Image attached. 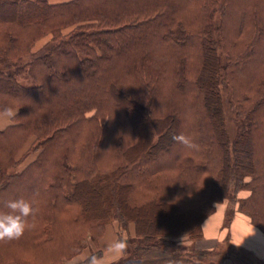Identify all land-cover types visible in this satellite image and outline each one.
I'll return each instance as SVG.
<instances>
[{"label": "trees", "instance_id": "1", "mask_svg": "<svg viewBox=\"0 0 264 264\" xmlns=\"http://www.w3.org/2000/svg\"><path fill=\"white\" fill-rule=\"evenodd\" d=\"M28 56L0 67V211H36L0 264H64L90 239L89 264L110 225L133 243L112 264L179 254L219 204L264 232V0H0V62Z\"/></svg>", "mask_w": 264, "mask_h": 264}, {"label": "crops", "instance_id": "2", "mask_svg": "<svg viewBox=\"0 0 264 264\" xmlns=\"http://www.w3.org/2000/svg\"><path fill=\"white\" fill-rule=\"evenodd\" d=\"M226 209V204H219L216 210L205 219L202 225L203 237L200 240L204 246L200 245V247L204 249L217 248L218 245L223 242V239H225L229 234L230 243L232 245H246L247 247L253 249L256 253L254 254L259 256V258L263 260L262 264H264V232L256 227L243 213L234 215L230 221L231 224H229V227H227L224 224L226 218ZM117 240H119V238L116 233L112 229H108L101 243L104 254L97 260L105 258L108 246ZM229 261L230 262L227 260L221 261L219 264H234L232 259ZM144 264L147 263L144 262Z\"/></svg>", "mask_w": 264, "mask_h": 264}, {"label": "rangeland", "instance_id": "3", "mask_svg": "<svg viewBox=\"0 0 264 264\" xmlns=\"http://www.w3.org/2000/svg\"><path fill=\"white\" fill-rule=\"evenodd\" d=\"M45 40H40L37 43V47L39 48L43 45ZM30 57H25L24 59H22L21 61L17 62V63H13V64H6V63H1L0 62V67H3L4 69H9L11 67H14L15 65H17L18 63L21 62H25L26 60H28ZM20 79L24 82L27 83V78L25 77H20ZM6 117H2L0 116V125L4 122L7 121L8 119V115H3ZM141 126L145 129V123H142ZM224 206V205H223ZM236 214H242L240 213V211L238 210V205L230 203L227 205V209H226V218H225V222L224 224L229 227V224H231V220L234 217V215ZM241 216V215H240ZM241 221V219H240ZM108 229H112L114 232L116 230L115 225H110ZM166 228L161 227V231H164ZM176 241L178 243H180L181 246L186 247V249H180L179 254H175V253H166V254H161L155 251H152L150 253H148L145 257H133V256H129L125 261L124 264H144V262H146L147 264H175L179 259H184V253L187 251L188 248L191 249V247H197V248H202L200 247V245L204 246V244H202V242L200 240H192L190 238H188L187 235H183L180 236L179 238L176 239ZM133 243L131 242L129 245H127V248L130 249L132 248ZM246 245L244 246H235L232 245L230 243V236L229 234L226 236L225 239H223V242H221L220 245H218L217 249H230L233 248L234 250L237 251L238 255L243 258V260H241V258L239 259L238 256L236 258H229L226 257L224 259H222L221 261H225L227 260L228 262H230L229 260L232 259L234 264H262L263 260H261V258H259V256H256L255 252L253 249L247 247ZM92 250H96V246L94 245L93 241L89 239L88 243H87V248L85 249L84 253L74 257L73 259L67 260L64 264H79L82 260H84V258H86L87 256H89V254L91 252H93ZM252 251V252H251ZM255 253V254H254ZM125 254H128L125 253ZM127 256V255H126ZM142 260V262H141ZM219 261V262H221ZM7 264H15V263H7ZM89 264H92V262H90Z\"/></svg>", "mask_w": 264, "mask_h": 264}, {"label": "clouds", "instance_id": "4", "mask_svg": "<svg viewBox=\"0 0 264 264\" xmlns=\"http://www.w3.org/2000/svg\"><path fill=\"white\" fill-rule=\"evenodd\" d=\"M172 139L187 148H198V145L184 134L174 135ZM5 207L8 211H0V241L19 239L28 226V218L34 216L36 210L23 198L9 200L6 202ZM126 248L127 244L125 241L117 240L108 246L105 258L99 260L94 258L92 264H112V261L123 257Z\"/></svg>", "mask_w": 264, "mask_h": 264}]
</instances>
